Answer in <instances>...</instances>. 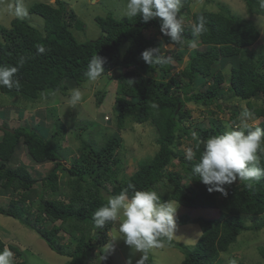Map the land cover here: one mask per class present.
I'll return each mask as SVG.
<instances>
[{"label": "trees", "instance_id": "obj_1", "mask_svg": "<svg viewBox=\"0 0 264 264\" xmlns=\"http://www.w3.org/2000/svg\"><path fill=\"white\" fill-rule=\"evenodd\" d=\"M244 1L252 16L264 13L260 0ZM67 5L65 0H56V5L32 4L30 13L43 18L42 29L16 17L9 26L0 27V66H16L24 59L15 74L20 81L19 89L0 86V92L20 95L35 107L40 101L48 105L54 95L69 96L74 87L81 88L88 81L84 75L88 62L98 55L104 58L105 74L116 91L112 106L116 119L111 117L116 129L98 146L81 139L84 142L79 144V157L66 164L62 150L65 129L59 127L62 122L52 115L57 106L34 114L38 118L45 115L49 124L52 119L57 125L52 138H47L49 130L38 125L39 121L12 127L7 124L8 119L2 120L0 214L36 230L53 251L69 258L65 264H92L97 255L102 256L100 264H114L105 246L116 224L109 222L97 229L92 215L131 183L136 190L155 191L162 202L193 208L221 207L218 217L192 218L181 214L176 219L178 223H199L202 233L191 246L173 239H167V243L185 253L181 264H222L224 259L220 255L228 253L244 231L264 228V179L251 182V186L237 180L225 185L227 195H224L218 191L210 193L199 177L192 175V169L204 150L203 142L240 123L245 110L255 119L263 118L259 125L249 124L251 128L264 129V51L251 49L261 37V23L238 16L228 6L218 11L205 8L193 13L191 18L189 9L185 11L182 7L180 15L192 20L184 26V44L175 45L180 52L163 53L164 45L171 42L160 31L159 18L145 23L140 17L119 19L110 12L95 19L101 37L80 41L73 29H83L84 21ZM199 17L204 18L206 31L194 37L191 25ZM194 41L197 48L190 50L189 45ZM39 46L45 48L44 53H38ZM151 47L160 48L161 54L178 63L183 61L186 51L190 58L181 70L172 74L177 67L173 62L150 66L143 61L141 53ZM227 65L230 68L225 71ZM106 95V90L96 92L99 106ZM236 100L241 106H233ZM188 103L207 109L216 117V123L207 127L190 126L192 112ZM25 108L28 107L19 111L20 117L28 115ZM227 111L229 118L219 119V112ZM134 122H149L153 126L151 134L158 148L149 157L138 160L128 176L122 131ZM188 141L194 150L199 146L192 161L185 159V150L180 149ZM22 144H27L37 163L54 161L51 169L43 175L34 165L33 169L22 163L12 166V161H18ZM260 166L264 167V155ZM37 185H40L38 191ZM7 195L11 196L8 203H2L1 198L4 200ZM252 218L255 221L249 224ZM62 232L69 237L67 243L60 245L65 238ZM163 239L160 238L161 242ZM5 247L0 238V250ZM8 248L22 259L14 260L15 264H29L22 248L13 244ZM259 253L264 259V246L259 248Z\"/></svg>", "mask_w": 264, "mask_h": 264}, {"label": "rangeland", "instance_id": "obj_2", "mask_svg": "<svg viewBox=\"0 0 264 264\" xmlns=\"http://www.w3.org/2000/svg\"><path fill=\"white\" fill-rule=\"evenodd\" d=\"M54 1L55 0H23V3L28 10V15L25 19L29 21L30 24L42 29L44 25L43 18L39 15L30 13V7L36 2L49 3ZM65 2L67 4L69 3L67 8L70 9L71 5L78 17L84 21L83 29H73L74 35H76L77 39L80 41H89L97 39L102 35L101 29L97 25L95 18L98 15L105 16L110 12H112L114 16L119 19L124 18L125 16L123 13L127 0H65ZM16 4L17 0H0V27L9 26L11 21L15 18L14 8ZM224 6L230 7L240 17L254 19L256 23H261V37L251 49L256 52L264 51V13L252 16L249 14L244 0H183V7H185V11L187 8L189 9L190 18L193 13L202 9L207 8L211 11H218L220 7ZM183 19L184 26L192 21H187L188 19L186 18ZM157 37L162 41L160 34H158ZM169 50H176V52H180V48H176V46L172 45V43L164 45V50L162 52L166 53ZM190 50L192 49L190 48ZM189 58V52L186 51L183 54V61L181 63L175 62L176 60L173 59L171 62L177 66V69L174 72L183 68ZM229 60L230 63L233 62L232 59ZM229 68V65H227L225 71H228ZM174 72H172V74ZM85 85L89 88L90 93L82 94V100L76 107L69 106V100L65 99L67 98L65 95L61 96V94H57L55 98L48 101L49 107H58L57 111L52 112V115L57 122L59 120L62 122L59 127L65 129V139L63 141L65 146L62 150L65 154V156H63V162L66 164L67 162L70 163V159L77 154L78 144L80 143L81 146L84 142L78 139L79 136L76 133H81V139H85L90 143L96 142V144H101L104 143L107 137L114 133V129H116L115 124H113V120H111L113 117L116 119V111L112 108L113 101L116 97V91L112 80L108 79L107 74H103L102 77L94 82L90 80L86 81ZM85 85L81 87V91L85 89ZM100 89L103 91L106 90L107 95L104 103L99 106L97 104L96 91ZM24 101L25 99L20 95L13 96L0 92V106L3 108L15 107L19 109L18 106H21L19 104H24ZM238 105L241 106L240 102L238 100L234 101L233 106ZM187 106L192 112L190 118L191 122L189 123L190 126L196 127V125L199 124L201 127H207L216 123V117L209 114L207 109L205 110L203 107H198L191 103H188ZM32 108H34L33 105ZM244 108H246V106ZM32 112L33 111H30L29 113ZM25 113L27 114L26 111ZM219 113V119L229 118L228 111L225 112V114L221 112ZM108 116L110 117V120L107 119ZM0 117L5 120L15 119L12 121L15 126L19 124L34 123V119H40V123H42L46 119L45 115L41 117L39 116L40 118L33 115L29 118H25V116L20 117L19 112L12 109H0ZM254 117H252L251 114L250 117L246 118V122L251 125H259L263 121V118H256V120H252L255 119ZM20 118L25 119L22 121ZM7 124L9 125L8 122ZM52 126H54L53 129H51ZM79 126L83 129H80ZM46 127L49 130L47 138L52 137V134L58 129L55 124H48ZM152 130H154V128L149 122H146L145 124L134 122L128 123L127 128L122 131V136L124 138L123 148L127 151V155H125L127 156L126 165L128 167V176L135 170L138 160L141 161L143 158L149 157L157 150L158 146L155 143L156 140L154 139L153 134H151ZM1 136L2 133L0 132V137ZM189 143V141L185 142L180 146V149L186 151V149L190 147ZM17 157L18 161L14 160L11 162L12 166L22 163L29 167L31 166L33 169L34 165L43 175L48 172L55 163L54 161L37 163V161L29 154L27 144H22L17 153ZM170 169L180 170L178 167H172ZM34 174L36 173L34 172ZM64 182L65 181L62 180V184ZM38 188H40V185L36 186V190ZM4 198V200L3 197L1 198L3 201L2 203H8L11 196ZM168 203L173 206H177L175 219H178L181 214L188 215L192 218L218 217L222 212L220 209L221 207L193 208L171 201ZM254 221L255 219L252 218L248 221V223L252 224ZM119 223V220L115 222L117 228L114 227L110 233L111 240H109L106 245L107 252L110 253L114 264H127V260L130 256L132 257V264H135L141 254H133L130 247L125 244L123 238L118 236L120 235ZM51 226L52 224L50 223V227ZM201 233L202 228L199 223L188 222L181 224L176 220V229L172 238L174 241L191 246L198 241ZM62 234L65 235V238L61 240L60 245L67 243V238L69 237L63 232ZM0 238L3 239L7 246L13 244L22 248L24 251V258L29 262V264H65L69 259L68 257L59 255L53 251L36 230L27 228L17 219L3 214H0ZM163 242H167V238H164ZM261 246H264V228L259 231H244L238 237L237 242L231 247L230 251L226 254L220 255V257L224 259L222 264H232L235 259L244 260L254 264H264V259L259 253V248ZM165 247L166 249L164 251L162 250V253L159 251L157 253V264H181L183 262L185 258V254L183 252L172 246L168 247L165 245ZM13 254V259L22 260L21 258H18L15 253ZM151 256L152 255L149 252L146 264H151L154 261V258L152 257L151 259ZM101 261L102 256L100 258V256L97 255L92 264H100Z\"/></svg>", "mask_w": 264, "mask_h": 264}, {"label": "clouds", "instance_id": "obj_3", "mask_svg": "<svg viewBox=\"0 0 264 264\" xmlns=\"http://www.w3.org/2000/svg\"><path fill=\"white\" fill-rule=\"evenodd\" d=\"M260 2L261 6L264 7V0H260ZM49 3L56 5V0ZM182 7L183 0H127L123 14L130 19L140 17L145 23L159 18L161 33L169 38L172 45H183L184 19L180 15ZM71 8L72 6L70 5ZM75 14L77 15V13ZM14 15L18 19H24L28 15V10L23 0H17ZM191 31L194 37H199L206 31L203 17H199L194 24L192 22ZM189 47L195 50L197 43L194 41ZM37 51L38 53H44L45 48L39 46ZM141 58L150 66H166L171 63V57L161 54L158 47L145 49L141 53ZM23 63L24 59L21 58L16 66H0V86L8 89H19L20 81L15 74L23 66ZM104 63V58L94 55L88 62L84 73L85 77L93 82L98 80L105 74ZM80 89L74 87L70 95L66 96L67 98L70 97L69 106L76 107L82 100V94L90 93L87 85H85L84 90L81 91ZM56 96L57 94L53 98ZM28 103L29 101H24V104H19L21 105L18 106L19 109L15 107L3 108L1 106L0 109H12L19 112L20 109H24V106L27 105L28 108H25V111L28 115L25 118H29L32 115L35 116L34 114L38 110H47L46 107H49L45 101H40L36 107L34 106L35 108H32V105ZM30 111L33 112L29 113ZM250 115L251 113L245 110L241 114L240 123L228 126L223 133L212 135L203 142L204 150L192 169V175L198 176L199 180L207 186V190L210 193L218 191L227 195L225 185H232L237 180H241L249 182V186H251V182L264 179V167L260 166L261 156L264 155V129L260 127L252 129L246 122V118L250 117ZM0 119V121L5 120L1 117ZM38 121V125L47 126L49 124V118H46L42 123H40V119H34V123ZM50 122L54 124L52 119ZM8 123L12 127L14 126L12 121L8 120ZM53 128L54 126L51 129ZM76 134L81 141V133ZM46 135L48 136V132H46ZM94 145L98 146L100 144L95 142ZM197 151H199V146L195 150L192 147H188L185 151V159L189 161L196 159ZM79 155V149L77 148V154L71 159L78 158ZM129 190H132L131 195H129ZM7 197L9 196L7 195ZM176 207L168 202H162L155 191L136 190L135 185L129 183L119 194L110 197L107 204L99 207L93 213L92 220L97 229L103 228L109 222L119 220L120 235L118 236L123 238L133 254H141L135 264H146L149 252L154 258L151 264H157L158 251L162 253L161 251L166 249L165 245L171 246L167 242H161L160 238L173 239L172 236L176 229ZM115 227L117 228V225ZM109 240L111 239L109 238ZM105 249L107 251L106 246ZM180 251L183 252L182 250ZM108 254L110 255V253ZM13 256V252L6 245L3 250H0V264H15L14 260L16 259H13ZM127 264H132L131 256L128 258ZM232 264H235V261Z\"/></svg>", "mask_w": 264, "mask_h": 264}]
</instances>
